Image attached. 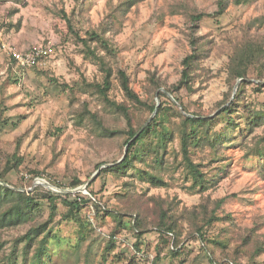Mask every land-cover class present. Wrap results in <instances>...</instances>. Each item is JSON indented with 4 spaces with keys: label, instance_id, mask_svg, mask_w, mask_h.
<instances>
[{
    "label": "rangeland",
    "instance_id": "obj_1",
    "mask_svg": "<svg viewBox=\"0 0 264 264\" xmlns=\"http://www.w3.org/2000/svg\"><path fill=\"white\" fill-rule=\"evenodd\" d=\"M219 0H0V163L16 156L22 159L19 169L8 175L9 182L26 192H36L42 205L36 221L49 217V203L38 190L43 186L56 194H78L90 197L93 191L100 203L111 210H124L116 197L125 182H135L136 193L160 197L178 206L180 211L192 209L201 203L213 206L223 201L220 213L230 214L235 227L234 240L228 249L214 250L211 261L201 240L188 238L185 223L183 252L172 253L168 240L164 242L159 231L152 227L142 236L132 230V217L126 216L123 228L115 236V247L103 255L115 227L112 216L102 212L96 204H87L83 210L85 227L75 221L63 220L67 209L58 201L59 210L49 227L51 237L41 261H34L37 242L25 249L15 240L23 237L28 226H21L3 234L0 264H8L14 254L16 264H264V252L249 258L242 247L241 237L252 235L264 247V162L252 153L264 137V122L254 132L238 138L224 149L230 157L228 173L207 194L191 191V181L181 156V135L184 129L180 113H184L165 87L181 78L182 61L192 51L191 40H200L205 50L202 71L198 72L194 91L184 89L180 98L190 110L213 118L232 103H237L239 80L230 75L231 58L243 42H256L264 49V0H229L226 13L206 17L196 28L190 13H215ZM66 17L81 37L89 30H97L112 22L107 37L117 52V66L126 71L131 86L143 101L156 102L164 111L159 122L175 133L170 146L171 162H177L165 173L167 186L152 188L139 180L138 172L119 178L113 174L100 177L107 163L121 159L124 139L98 137L88 121L80 119L84 105L99 111L106 121L116 127H125L115 120L90 83L102 82L99 67L85 54L82 43L69 30ZM14 48L27 56L42 51L35 64L21 68L12 60L4 46ZM155 76L162 88L154 91L151 77ZM87 82V84L85 82ZM242 94L245 104L255 112L264 109V76L252 68ZM167 96L159 98L160 93ZM111 98L118 103L127 101L115 76ZM155 115V114H154ZM152 116V118L154 117ZM140 124L149 116L147 110L138 112ZM217 125V130L223 127ZM245 137V138H244ZM200 155H198L199 157ZM197 156L194 160L198 162ZM102 165L99 169L98 165ZM152 168H158L151 164ZM144 167V165L142 166ZM78 177L83 185L71 189L70 183ZM89 183L92 186L84 188ZM60 187H58V186ZM81 189V192L73 193ZM102 205V206H101ZM153 204L145 208L153 211ZM98 212L100 214L96 215ZM221 215V214H220ZM218 223L209 232L215 244L222 242ZM240 248L238 249V247ZM138 249L139 251H136ZM238 252V253H237ZM13 255V256H14Z\"/></svg>",
    "mask_w": 264,
    "mask_h": 264
},
{
    "label": "trees",
    "instance_id": "obj_2",
    "mask_svg": "<svg viewBox=\"0 0 264 264\" xmlns=\"http://www.w3.org/2000/svg\"><path fill=\"white\" fill-rule=\"evenodd\" d=\"M240 1L244 2L246 0H237V3H240ZM228 5L229 0H219L218 10L215 13H190L193 29L196 30L199 23L206 17L224 15ZM66 21L71 33L82 43L86 56L102 72V82L90 83L88 86L100 97L111 113L110 115H113L115 120L126 124L125 127L110 125L98 110L94 112L89 110L87 104L84 105L82 113L79 114L81 120L88 121L93 127L98 137L124 139L123 149L127 148V152H123L120 160L112 164L107 163L108 166L101 170L100 177L113 174L119 178H126L137 171L139 180L148 183L150 187H166L165 173L177 162H171V159H169L174 151L171 152L170 146L175 141V133L167 130L159 122L164 108H158L156 102L143 101L132 88L127 72L116 65L118 54L112 46V41L107 37L108 31L113 27L112 22L109 21L103 24L100 29L89 30L85 37H81L67 17ZM199 41L195 38L191 40L192 51L182 61L183 68L180 80L171 86L165 87V89L174 97V103L179 104L184 111V113H180L183 125L190 127V130L184 129L181 135V156L188 171V179L191 181L190 189L195 194L205 195L215 188L228 173L227 168L231 165L229 161L231 156L226 159L224 149L229 147L228 145L235 144L238 138L246 137L248 133L254 132L255 128L264 122V109L257 112L250 110L247 104L244 103L245 95L242 94L252 68L264 76V49L256 42L247 40L235 50L231 58L229 72L234 82L241 80L238 86L237 103H232L217 116L209 118L190 112L180 98L182 90L194 91L198 72L203 69L202 60L206 54L205 50L199 46ZM115 76L118 77L120 86L127 98L126 102L118 103L111 98ZM150 81L155 92L163 87L155 76H152ZM85 83L87 84V82ZM166 96L167 94L163 92L159 94L160 99ZM141 110H147L149 116L138 124V112ZM219 123L224 125L220 130H217ZM260 139L256 151L252 154L264 162V137ZM198 155L200 156L198 157ZM195 156L198 157V162L194 160ZM21 164L22 159L16 156L13 160H7L5 165L0 163V250L3 248V234L6 231L28 226L23 237L15 240L14 251L17 249V243H23L25 249H27L43 236L40 243L33 248L37 249L33 260L38 262L42 260L46 253V243L51 237L49 227L59 210V200L67 209L63 215V220L75 221L82 228L85 227V219L82 213L86 205L96 204V206H99L100 203H98L93 191L89 192L90 197L78 194L76 199H71L72 195L56 194L43 186H38L37 191L43 190L45 193L42 199L49 203L50 214L47 219L36 221L37 213L42 207L39 198L35 195L36 192L23 191L21 187L12 185L8 180L9 173L19 169ZM151 164L157 165L158 168H152ZM102 165L105 164H100L97 168L99 169ZM143 165L144 167H142ZM83 183L80 178L75 177L69 185L71 189H76ZM91 186L92 184H89L88 189ZM134 186L135 182L133 181L125 182L123 190L116 196L124 210H111L107 209L106 206L105 208L99 206L102 212L112 216L115 221L109 245L103 255L104 262H106L105 256L115 247V236L126 227V216L133 218L131 221L132 230L139 236L144 235L151 227L159 231L164 242L166 240L170 242L171 252L177 256H180L183 252L184 242L182 237L186 231L185 223H187L189 229L188 238H197L201 240L204 246L209 247L207 252L213 263L215 261L214 250L210 252V246L223 252L233 242L234 220L230 214L220 213L223 201H217L213 206L201 203L192 209L180 211L178 206H174L172 202L160 197H147V193H136ZM151 203L153 204V211L145 208L146 205L149 207ZM98 214L100 212L96 215ZM218 223L226 226L221 230L222 242L214 244L209 239L208 234ZM241 242L242 247L254 243L248 249V256L251 259L264 252V247L254 241L251 234L241 237ZM136 251L139 250L136 249ZM13 255L10 254L7 258L8 264H16L14 262L15 255ZM237 258L238 256L233 257V264H238Z\"/></svg>",
    "mask_w": 264,
    "mask_h": 264
},
{
    "label": "built area",
    "instance_id": "obj_3",
    "mask_svg": "<svg viewBox=\"0 0 264 264\" xmlns=\"http://www.w3.org/2000/svg\"><path fill=\"white\" fill-rule=\"evenodd\" d=\"M4 49L9 53L11 56L12 60L18 64L21 68L26 67V66H31L35 64L36 60L42 53V51H34L31 54L27 56H23L22 54L18 53L14 48L10 46H4Z\"/></svg>",
    "mask_w": 264,
    "mask_h": 264
},
{
    "label": "water",
    "instance_id": "obj_4",
    "mask_svg": "<svg viewBox=\"0 0 264 264\" xmlns=\"http://www.w3.org/2000/svg\"><path fill=\"white\" fill-rule=\"evenodd\" d=\"M241 82V80H239V82L238 83H240ZM88 185H89V183H87L86 185H85V187L84 188H87L88 187ZM78 192H81V189H79V190H76V191H74L73 193H78Z\"/></svg>",
    "mask_w": 264,
    "mask_h": 264
}]
</instances>
